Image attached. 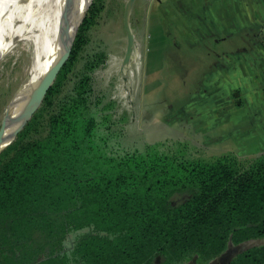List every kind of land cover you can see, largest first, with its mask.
<instances>
[{
    "label": "trees",
    "instance_id": "obj_1",
    "mask_svg": "<svg viewBox=\"0 0 264 264\" xmlns=\"http://www.w3.org/2000/svg\"><path fill=\"white\" fill-rule=\"evenodd\" d=\"M100 3L0 154V264L211 263L230 242L264 239V155L204 159L180 141L123 143L125 116L94 89L108 55H83ZM229 264H264V245Z\"/></svg>",
    "mask_w": 264,
    "mask_h": 264
},
{
    "label": "crops",
    "instance_id": "obj_2",
    "mask_svg": "<svg viewBox=\"0 0 264 264\" xmlns=\"http://www.w3.org/2000/svg\"><path fill=\"white\" fill-rule=\"evenodd\" d=\"M156 1L158 89L211 110L238 157L264 155V0Z\"/></svg>",
    "mask_w": 264,
    "mask_h": 264
},
{
    "label": "rangeland",
    "instance_id": "obj_3",
    "mask_svg": "<svg viewBox=\"0 0 264 264\" xmlns=\"http://www.w3.org/2000/svg\"><path fill=\"white\" fill-rule=\"evenodd\" d=\"M129 1L100 0L102 10L89 31L90 43L83 53L86 56L103 50L108 55L106 65L94 74V89L97 95L116 102L118 118L125 116L126 120L119 124L123 143L133 149H143L146 144L180 141L192 147L194 158L204 159L242 153L234 149L236 142L224 137L221 119L208 117L211 110L203 105L180 104L176 100L177 83L166 85L167 89L163 86L158 89L156 75L151 73L156 66V2L134 0L127 18ZM128 21L135 37V51L133 48L131 59L123 68L122 60L129 47ZM34 54L33 46L16 41L0 60V129L10 101L28 80ZM129 88L133 89L132 93L127 92ZM130 95L133 103L127 100ZM261 245H264V239L249 240L240 245L230 242L222 254L223 260L226 264L242 252ZM191 261L197 264L199 259L195 257ZM212 264H219V259Z\"/></svg>",
    "mask_w": 264,
    "mask_h": 264
},
{
    "label": "bare ground",
    "instance_id": "obj_4",
    "mask_svg": "<svg viewBox=\"0 0 264 264\" xmlns=\"http://www.w3.org/2000/svg\"><path fill=\"white\" fill-rule=\"evenodd\" d=\"M93 0H0V60L12 43L34 47L28 80L13 96L4 116L0 151L15 138L36 107L38 85L67 52L76 28ZM4 114V113H3Z\"/></svg>",
    "mask_w": 264,
    "mask_h": 264
},
{
    "label": "water",
    "instance_id": "obj_5",
    "mask_svg": "<svg viewBox=\"0 0 264 264\" xmlns=\"http://www.w3.org/2000/svg\"><path fill=\"white\" fill-rule=\"evenodd\" d=\"M134 0H130L127 5H128V10H126V15H127V18L129 17V11L131 9V4ZM94 2V0H93ZM93 2L90 4V6L88 7V9L86 10L85 14H84V17L81 21V23L78 25V27L76 28V31L74 33V36L72 37L71 39V42L69 44V47H68V50L67 52L64 54V56L54 65V67L49 71V73H47V75L45 76L44 80L38 85L37 89H36V93H35V100L33 103L36 102V107L32 110L31 112V115L30 117L28 118V120H26L24 122V124L16 131L15 133V138L14 140L9 144L7 145L6 147H4L1 151H0V154L7 148L9 147L16 139V137L18 136V134L23 130V128L26 126V124L28 123V121L33 117V115L35 114V112L40 108V106L42 105L48 91L50 90V88L53 86V84L55 83L56 81V78L58 76V74L60 73L62 67L66 64V62L68 61L70 55H71V51H72V48L74 46V43H75V40L77 38V35H78V32H79V29L90 9V7L92 6ZM126 29L128 31V34H129V47H128V52H127V55L126 57L122 60L123 62V68H124V65L130 61L131 59V51L132 49L134 48V51H135V37H134V34L132 32V29H131V26H130V23L129 21L127 22V26H126ZM122 68V69H123ZM125 76V75H124ZM129 91V92H128ZM133 89L132 88H129L127 90L128 93H132ZM128 102L130 103H133V98L131 97V95L129 96V98H127ZM4 131V123L2 124V127L0 129V136L2 135ZM219 260H222L223 259V255H221L219 258ZM215 262V261H214ZM213 262V263H214ZM212 264V263H211Z\"/></svg>",
    "mask_w": 264,
    "mask_h": 264
},
{
    "label": "flooded vegetation",
    "instance_id": "obj_6",
    "mask_svg": "<svg viewBox=\"0 0 264 264\" xmlns=\"http://www.w3.org/2000/svg\"><path fill=\"white\" fill-rule=\"evenodd\" d=\"M153 1H154V0H153ZM153 1H152V2H153ZM155 2H157V1L155 0ZM151 5H152V3H151ZM155 6H156V3H155ZM195 257L199 259V257L196 255V256H194L193 258H191V259H189L188 261H186L184 264H190V263L195 264L194 261H191V262H190V260L194 259ZM235 258H236V257H235ZM216 260H218V258H217ZM214 261H215V260H214ZM214 261H212L211 263H213ZM197 264H210V262H209V263H202L201 260L199 259V261L197 262ZM219 264H225V261H224L223 259H222V260H219ZM226 264H229V262L226 263Z\"/></svg>",
    "mask_w": 264,
    "mask_h": 264
},
{
    "label": "built area",
    "instance_id": "obj_7",
    "mask_svg": "<svg viewBox=\"0 0 264 264\" xmlns=\"http://www.w3.org/2000/svg\"><path fill=\"white\" fill-rule=\"evenodd\" d=\"M262 45L264 47V33H263V36H262Z\"/></svg>",
    "mask_w": 264,
    "mask_h": 264
}]
</instances>
